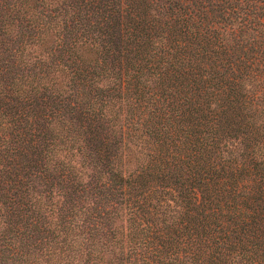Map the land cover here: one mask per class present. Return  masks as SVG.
<instances>
[{"label": "trees", "instance_id": "obj_1", "mask_svg": "<svg viewBox=\"0 0 264 264\" xmlns=\"http://www.w3.org/2000/svg\"><path fill=\"white\" fill-rule=\"evenodd\" d=\"M0 264H264V0H0Z\"/></svg>", "mask_w": 264, "mask_h": 264}]
</instances>
